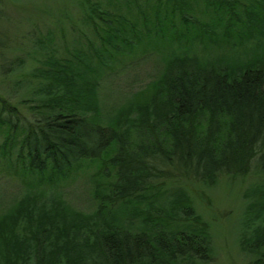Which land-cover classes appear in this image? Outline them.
<instances>
[{"label":"trees","instance_id":"obj_1","mask_svg":"<svg viewBox=\"0 0 264 264\" xmlns=\"http://www.w3.org/2000/svg\"><path fill=\"white\" fill-rule=\"evenodd\" d=\"M81 1L82 21L112 58L126 62L134 49L142 57L148 38L178 47L162 55L148 97L134 93L125 106L106 109L100 91L111 66L90 38L89 52L42 50L44 69L32 71L28 90L38 97L22 100L32 117L0 97L1 168L22 185L0 204V264L208 262L210 226L188 193L165 191L264 171V0H155L146 4L154 22L140 0H125L138 8L132 18ZM197 4L209 21L186 15ZM241 48L243 58H229ZM135 127L146 133L138 142ZM85 160L99 161L106 178L92 213L49 195ZM256 207L241 238L264 264V200Z\"/></svg>","mask_w":264,"mask_h":264},{"label":"rangeland","instance_id":"obj_2","mask_svg":"<svg viewBox=\"0 0 264 264\" xmlns=\"http://www.w3.org/2000/svg\"><path fill=\"white\" fill-rule=\"evenodd\" d=\"M91 1L101 3L104 9L120 12L128 18H132L135 11H138L134 4L130 5L125 0ZM154 1L140 0L141 6H144V10L150 16L152 7L146 4ZM81 2V0H0V97L17 105L22 115L32 117L33 112L22 104V100L38 97L28 90L35 89L36 79L31 78L32 71L44 69L42 50L52 57L67 55L68 50L74 49L89 52L92 51L90 47H85L89 42L88 38L99 46L100 42L93 36L90 26H86L82 21L84 16L81 13L83 9ZM131 7L136 8L134 13ZM192 10L186 12L192 20L195 18L210 20L203 4H197ZM155 18L154 15L151 20L154 22ZM176 18L178 20L179 13ZM148 40L151 49L142 57H139V51L134 49L131 55L126 57V62L124 56H119L124 57V61L121 62L118 60L120 58H112L109 51L99 46L101 54L111 66L108 68L110 73L106 71L102 76L103 86L100 91L107 110L127 105L132 97L136 96L134 93L143 91V96L148 97V87L163 71L162 55L170 54L173 48L178 47L177 43L166 44L165 41L158 43L156 40L153 44L150 38ZM262 40L264 42V36ZM246 44L252 46L251 41ZM243 51L242 48L230 51L229 58L237 61L238 57L243 58L238 56ZM136 54L137 57H134ZM189 57L187 55L186 59ZM131 117L125 115L123 118L130 120ZM131 131L136 142L146 136L145 131L139 128H131ZM4 136L0 130V143ZM101 165L97 160H85L79 170L72 172L70 177L60 178L53 188L48 185L44 187L50 188L49 195L56 194L57 197L64 198L76 210L92 213L97 204L95 193L102 183L105 187L106 178ZM21 186L20 178L6 173L0 164V204L6 203L11 196L18 193ZM183 192L192 197L195 211L210 226L212 256L208 262L198 264H255V259L261 256L256 253L254 243L244 245L242 242V234L248 231L246 228L242 229V226L259 212L256 206L264 200V171L253 168L247 175L235 178L222 175L214 183L208 184L178 183L165 191V194L182 195ZM257 225L263 232L264 220L257 222Z\"/></svg>","mask_w":264,"mask_h":264}]
</instances>
